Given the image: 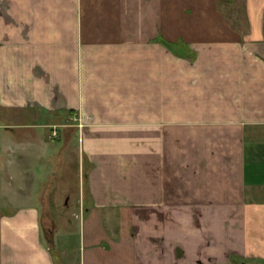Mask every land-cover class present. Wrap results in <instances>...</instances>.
Here are the masks:
<instances>
[{
	"label": "crops",
	"instance_id": "0c3cea01",
	"mask_svg": "<svg viewBox=\"0 0 264 264\" xmlns=\"http://www.w3.org/2000/svg\"><path fill=\"white\" fill-rule=\"evenodd\" d=\"M67 114L80 138L52 140ZM74 143L71 205L47 173ZM78 205L111 252L44 241ZM236 257L264 264V0H0V264Z\"/></svg>",
	"mask_w": 264,
	"mask_h": 264
},
{
	"label": "rangeland",
	"instance_id": "374dc122",
	"mask_svg": "<svg viewBox=\"0 0 264 264\" xmlns=\"http://www.w3.org/2000/svg\"><path fill=\"white\" fill-rule=\"evenodd\" d=\"M83 127L84 125L79 116H74L73 114L59 116L52 115L50 135L52 140H78ZM27 131L28 130L26 129L25 133H27ZM45 131L46 130L43 129L41 132ZM63 131L65 137L62 135ZM73 147L74 148L71 151V156L68 160L66 159L67 163L65 161L62 168L60 167L61 169L57 170V172H55V170H53V172L50 170L47 173L49 179H51L50 177L52 176V173H54L53 183H55V187L57 186L62 188L61 193L65 194L69 197V199H71L69 200L72 202L71 205H73L75 198L78 197V184L81 183L84 187H86L84 184V177L81 175L83 168L80 167V164H82V159L79 156L77 148H75L77 147V144L75 145L74 143ZM47 174L45 181H42L40 184V190H44L46 187L45 183L47 182ZM42 180L44 179L42 178ZM50 188H52V186ZM50 195H52V193ZM84 206L80 207V205H78V208H73L70 210H43L42 217L44 224H42V236L44 241H46V243L51 246L54 255L61 257L65 256V254L68 256L71 255L69 259L75 261V254L77 257L80 256L83 259L84 253L88 256V252H91L93 248L102 254L112 251L113 243L109 242L108 240H102L104 233L107 235V232L104 230L106 226L104 228L102 226L99 228L95 223L91 224V219L88 216L92 214V209L85 208ZM50 221L52 222L51 224ZM97 228L101 230L103 229V231H101V238H99L101 241L99 240L97 243L95 242V246L92 248L88 243V234L89 232H92V230L95 232ZM54 230L58 231V237L56 238H54ZM233 264H261V262H259L257 259H249L245 262V259L236 257L233 258Z\"/></svg>",
	"mask_w": 264,
	"mask_h": 264
}]
</instances>
